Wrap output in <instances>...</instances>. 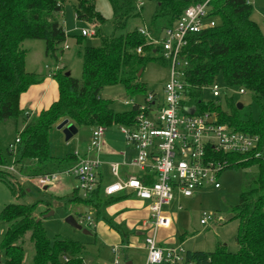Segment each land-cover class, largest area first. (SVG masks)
I'll use <instances>...</instances> for the list:
<instances>
[{
    "label": "trees",
    "instance_id": "1",
    "mask_svg": "<svg viewBox=\"0 0 264 264\" xmlns=\"http://www.w3.org/2000/svg\"><path fill=\"white\" fill-rule=\"evenodd\" d=\"M64 1L0 0V124L22 114L20 95L45 76L26 70L25 40L44 42L45 56L54 66L50 76L56 80L59 94L56 101L28 120L17 132L15 139L18 138L19 142L15 144L14 139V147L9 144L6 153L0 148V182L17 196L26 190L20 181H11L9 173L1 169L7 165V157L12 158L17 172L25 177L66 170L77 162L78 156L75 153L65 158L50 155L49 130L63 119L73 122L78 129L88 131L97 125H130L136 108L116 112L111 108V100L102 97L101 91L120 84L132 95L145 94V86L140 81L144 67L150 60L161 59L149 53L151 49L147 39L138 29L115 35V31L125 28L126 20L133 15L136 0H108L113 10L111 35L101 31L99 25L105 19L96 10L94 0H69L77 20L94 25V36L100 37L101 44L81 48L80 78L66 75L65 67L59 66L62 44L68 37L59 19ZM201 1L204 0H157L151 20L155 32L171 26L187 6ZM248 1L210 0L212 9L208 15L215 19V25L188 34L181 51L189 62L185 70L186 93L196 113H213L219 123H227L234 130L259 138L257 148L251 153L216 155L226 162L223 170H245L237 203L230 209V219L238 221L235 235L238 250L231 252L223 243H218L212 251L186 250V260L193 264H264V36L258 24L251 19L252 5ZM136 14L140 15V12ZM159 18H164L166 23L157 26ZM74 37L78 44L85 36ZM139 46L144 54L136 52ZM139 70L140 76L137 75ZM215 80H220L227 87L250 92L252 100L260 107L258 119L250 116L241 119L232 97H225L227 109L221 108L220 100L204 99V88ZM252 167L255 169L249 170ZM136 176L145 182L141 173ZM152 178L153 174L146 178V183H150ZM104 183L101 179L86 197H82L75 188L66 204H81L94 212L96 220L111 225L104 209L129 197V194L107 196L103 192ZM45 212L38 213L36 203H9L3 208L0 220L8 224L1 240L6 254L4 264H22L23 241L27 232L33 244L31 264H85L83 244L67 237H57L50 243L41 219ZM125 241L123 239L122 243Z\"/></svg>",
    "mask_w": 264,
    "mask_h": 264
},
{
    "label": "built area",
    "instance_id": "2",
    "mask_svg": "<svg viewBox=\"0 0 264 264\" xmlns=\"http://www.w3.org/2000/svg\"><path fill=\"white\" fill-rule=\"evenodd\" d=\"M142 4L139 0L135 2L139 11ZM211 9L210 0H204L187 6L171 26L162 28L158 33L147 25L138 28V32L147 39L151 49L149 53L165 61L169 71L161 94L150 91L142 95L140 102L132 99L123 101L136 108L133 122L118 126L134 151L130 162L123 164L137 169L145 182L134 174L123 177L122 163H106L98 156L107 129L104 125L94 126L91 130L87 151L92 155L80 157L75 152L77 162L62 172L31 178L20 175L14 164L4 167L22 181L34 180L40 187L52 185L61 173L70 175L77 181L76 188L86 197L99 185L102 169L107 165L112 179L103 184L105 195L125 193L148 202L149 214L141 230L146 250L144 264H193L186 260V250L181 245L160 243L158 231L172 226V216L163 210V206L174 199V191L183 197H191L205 184L219 188L217 179L226 162L217 158L218 154H247L257 148V135L234 130L227 123H219L213 113H196L186 93L185 70L189 62L181 51L188 34L215 25V19L208 15ZM94 33V27L80 31L83 36ZM136 52L145 53L141 46L137 47ZM220 84L215 80L204 88V93L209 91L212 97H220L225 94ZM238 92L245 93L243 89H238ZM18 142L16 138L15 144ZM151 174L152 181L146 183ZM213 218V214L204 212L199 221L206 225ZM86 220L88 225L92 224L90 216ZM111 254L112 264H120V245H112ZM64 259L67 260L66 257Z\"/></svg>",
    "mask_w": 264,
    "mask_h": 264
},
{
    "label": "rangeland",
    "instance_id": "3",
    "mask_svg": "<svg viewBox=\"0 0 264 264\" xmlns=\"http://www.w3.org/2000/svg\"><path fill=\"white\" fill-rule=\"evenodd\" d=\"M142 1L141 11L137 9L133 3L132 14L126 20L125 28L120 31H115V35L124 34L132 30L138 29L142 25H147L152 30V16L156 9L157 0H139ZM95 8L101 13L105 21L99 25L101 31L106 35L113 33V10L108 0H94ZM252 5V20L258 24L264 36V0H250ZM140 12V15L136 13ZM59 19L63 24L66 35L68 36L64 44H62V54H59L60 65L64 66L72 77L80 78L82 71L81 48L83 46H99L101 40L99 36L87 35L78 44L74 36H79L81 29H91L92 25L85 21L77 20L74 9L69 2L65 0L62 7V13ZM157 26L164 25V18L157 19ZM24 48L27 49L25 68L29 72L43 73L50 76L53 70V63L45 56L44 42L39 39H27L24 42ZM159 57V56H157ZM155 58V57H154ZM168 64L161 59H154L146 63L140 81L145 86V93L154 91L162 93V89L168 80ZM220 79V78H219ZM220 81V80H219ZM220 87L223 93L220 97H212L209 91L204 93V99L220 100L221 108L227 109L225 97H232L234 103H241L243 108L239 109V117L245 119L251 117L256 120L260 114V107L252 100L250 92L239 93L238 88L225 86L220 82ZM104 98L111 100V108L116 112H124L129 110L131 106L126 105L123 101L132 99L137 102L142 100L144 93L132 95L120 85L105 87L101 91ZM264 105V99H263ZM25 111L16 118L7 120L0 124V148L3 153H6V147L11 144L13 146L14 139L17 136L18 130L22 126V116ZM181 115V114H180ZM69 124L75 127V131L71 137L66 140L63 130H58L56 125L49 130V153L56 158H65L68 154L74 153L80 146L85 144L89 131L78 129L73 122ZM107 136L112 134L113 143L118 148L125 147V151L130 152L126 141L118 126L112 125ZM12 164V158L7 157V165ZM1 169H5L2 167ZM135 169V168H133ZM252 167L249 170H254ZM5 171H7L5 169ZM245 170L242 168L228 169L221 171L218 176L219 188H214L211 185L205 184L191 197H183L179 192L174 191V199L163 206V210L170 213L172 216V231L176 241L175 245H181L185 250H200L212 251L218 243H223L231 252L238 250V245L235 241L238 221L230 219L232 216L231 207L237 203L239 192L242 188V173ZM8 172V171H7ZM8 178L11 181H20L26 190L23 195H14L10 189L0 182V213L3 208L9 203H36L38 213H48L52 211V215L43 218L41 216L45 233L50 243L52 244L57 237H67L84 245L82 257L85 264H101L103 261L109 260L108 264L113 261V255H108L106 247L96 237H94V225L96 219L94 212L89 210L84 211L85 207L81 204L73 205L66 204L67 200L72 197V188L77 187V181L74 177L61 173L58 175L55 183L63 184V188L55 189L48 186L46 189L40 187L34 180L22 181L18 175L8 172ZM81 194V191L79 190ZM83 196V194H82ZM85 197V196H84ZM48 205H47V204ZM180 206V207H179ZM211 213L214 215L208 224L200 223L202 213ZM71 215L83 229H86L89 234L83 233L70 226L66 222V217ZM87 216L91 217L92 225H88ZM7 223L0 220V264H4L6 254L1 246L2 236L7 227ZM123 227V226H121ZM120 228V227H119ZM121 231L123 235L129 230ZM170 229V228H169ZM134 232V231H129ZM30 233L27 232L24 236L23 248L24 258L22 264H31L33 256V244L29 240ZM146 250L141 246L133 248L124 247L119 254L120 264H125L127 261L132 264H144ZM109 256V257H108Z\"/></svg>",
    "mask_w": 264,
    "mask_h": 264
},
{
    "label": "crops",
    "instance_id": "4",
    "mask_svg": "<svg viewBox=\"0 0 264 264\" xmlns=\"http://www.w3.org/2000/svg\"><path fill=\"white\" fill-rule=\"evenodd\" d=\"M58 95L57 82L54 78H52V76H48V74L45 75L40 82L31 85L25 92H23L19 98V107L22 112L25 111L26 113H24L22 116V126L20 130L24 127L28 120L35 118L42 109H47L53 101H56L58 99ZM91 130L92 128L89 131L85 144L80 146L79 149L75 151L80 157H84V155L87 154L92 155L90 154L91 152L87 151ZM108 131L109 129H106L102 140L101 150L100 153H98V156L106 163L117 161L122 164H128L134 156L132 147L126 142V146H129L130 149L129 153L125 151V147L123 146L121 148H118V146L115 147L113 138L111 136L112 134L107 136ZM125 164L121 166V175L123 177L132 174L136 175L139 173L137 169L128 167V165ZM102 179L104 182H108L112 179L107 165L102 169ZM61 185L63 186V184L60 183L59 185L54 181V183L50 186L55 189H60L63 188ZM47 187H43V189H46ZM75 188V186L72 188V192ZM80 195L82 196V193ZM104 211L106 216L110 219L111 225L106 221L97 220L96 224L94 225V237H96L101 243L105 245L108 255H112L111 247L115 244L120 245V253L124 247L129 249L135 246H141L144 248V235L142 233L143 231L141 230L142 224L149 214L147 201H143L134 197L133 195H129V197L107 206ZM121 226H123L126 230H132L134 232L130 233L128 231L125 235H123L121 231L124 229ZM169 228L160 229L158 231V239L163 245H175L176 243L172 235L173 228L172 226ZM123 239L126 240L124 244L122 243ZM106 261L109 262V260ZM106 261H103L101 264H108ZM109 264H112V262Z\"/></svg>",
    "mask_w": 264,
    "mask_h": 264
},
{
    "label": "water",
    "instance_id": "5",
    "mask_svg": "<svg viewBox=\"0 0 264 264\" xmlns=\"http://www.w3.org/2000/svg\"><path fill=\"white\" fill-rule=\"evenodd\" d=\"M65 74L69 75V72L66 71ZM137 75L138 76L141 75V70L138 71ZM242 106L243 105L241 103H237V108L238 109H241ZM190 110H192V109H190ZM56 128L58 130H60V129L63 130V133H64V136H65L66 140H68L71 137L72 133L75 131V127L73 125L69 124V121L67 119H63L62 121H60L56 125ZM84 211L87 212L88 208L85 207ZM52 213H53L52 211H49L48 213L43 215V218L52 215ZM65 220L73 228L78 229V230H82L83 233L89 234V232L86 229H83L82 226L71 215L67 216ZM125 264H131V262L127 261Z\"/></svg>",
    "mask_w": 264,
    "mask_h": 264
}]
</instances>
